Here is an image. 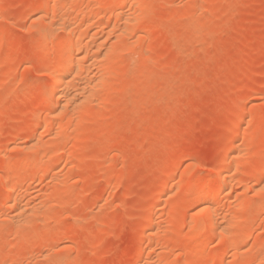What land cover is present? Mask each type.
Instances as JSON below:
<instances>
[{"label": "rangeland", "instance_id": "1", "mask_svg": "<svg viewBox=\"0 0 264 264\" xmlns=\"http://www.w3.org/2000/svg\"><path fill=\"white\" fill-rule=\"evenodd\" d=\"M261 189L264 0H0V264H264Z\"/></svg>", "mask_w": 264, "mask_h": 264}, {"label": "bare ground", "instance_id": "2", "mask_svg": "<svg viewBox=\"0 0 264 264\" xmlns=\"http://www.w3.org/2000/svg\"><path fill=\"white\" fill-rule=\"evenodd\" d=\"M59 2V1H58ZM57 2V3H58ZM132 2V1H131ZM49 3H50V1H49ZM46 6H47V4H46ZM46 6H43V9H47L46 8ZM41 12H43V11H41ZM47 12V11H46ZM44 13V12H43ZM44 16V15H43ZM127 20V19H126ZM89 21V20H88ZM85 23H87V22H85ZM127 24V23H126ZM86 25V24H85ZM82 26V25H81ZM66 29H67V27H65ZM71 29V28H70ZM69 29V30H70ZM65 30V29H64ZM40 31V30H39ZM66 31H68V30H66ZM71 31H73V30H71ZM126 32V31H125ZM70 33V32H69ZM72 33H74V32H72ZM69 35V34H68ZM67 35V37H69ZM52 38H54V37H52ZM82 39V38H81ZM80 39V40H81ZM53 40V39H52ZM77 40H79V39H77ZM86 41V40H85ZM87 42V41H86ZM86 42L85 43H83V44H86ZM72 43V42H71ZM74 43V42H73ZM71 44V46L70 47H67V46H64L65 48L64 49H62V56L60 57V58H58L57 60H54V59H51L50 61V63H49V65H48V67H47V71H48V74L51 76V78H52V84H51V87H50V89H49V91L46 93V96H47V98L48 99H50V101H54V100H56V98H57V94H58V92L60 91V89H61V87L63 86V84H64V82H65V80H67V77H69L68 75H70V73H72V70H73V67H75V66H77L79 63H80V61H81V59H79V58H77L78 56V54L76 55V58L75 57H73V56H70L71 54H72V50H73V48L75 47V48H77V50H79V47H83V45L80 43V42H75L74 44ZM68 45H70V44H68ZM82 45V46H81ZM62 48V47H61ZM81 48H80V50H81ZM59 50V49H58ZM57 50V51H58ZM59 52V51H58ZM60 52H61V49H60ZM54 51L53 52H51V53H48L47 54V56H51L52 54L54 55ZM70 54V55H69ZM74 56H75V54H73ZM57 58V57H56ZM82 59H84V58H82ZM54 60V61H53ZM84 89V88H83ZM82 89V90H83ZM79 91V90H78ZM81 92V91H80ZM89 93H90V91H89ZM84 95H85V93H83ZM83 95V97H82V99H84V98H86L87 99V95L86 96H84ZM90 95V94H89ZM92 95V94H91ZM75 96V95H74ZM79 96V95H78ZM90 98V97H89ZM88 98V99H89ZM86 99H85V101H86ZM91 99V98H90ZM80 100H81V98H80ZM82 101H84V100H82ZM75 102V101H74ZM76 102H78V101H76ZM80 102V101H79ZM85 103V102H84ZM42 104V101H36L34 104H33V106L34 107H37V106H39V105H41ZM78 104V103H77ZM80 104H81V102H80ZM79 104V105H80ZM76 106V105H75ZM241 117L242 116H234L231 120H230V123L234 126V125H237L238 123H239V121L241 120ZM243 118V117H242ZM258 118H259V116H258ZM258 118L256 117L255 119H257L258 120ZM260 119V118H259ZM241 122V121H240ZM255 122H256V120H255ZM251 123H253V122H251ZM256 123H258V122H256ZM256 123H254V124H256ZM251 126H254V125H252V124H250ZM255 127V126H254ZM231 129H233L232 127H231ZM236 129V128H235ZM254 129V128H253ZM234 130V129H233ZM233 130H232V132H233ZM236 131V130H235ZM227 135H229V134H227ZM230 136V135H229ZM234 143V142H233ZM232 144H230V146H231ZM234 146V145H233ZM232 146V147H233ZM233 148H235V147H233ZM231 152V151H230ZM10 166V165H9ZM224 166H222L220 169H224L223 168ZM6 168V167H5ZM7 169V168H6ZM237 171V170H236ZM6 172V171H5ZM9 172V173H8ZM5 175H4V177L5 178H3V181L5 182L4 184H3V186H4V193H8L9 194V192H12L11 191V181H14V180H16V178H18V181H19V177H20V175H17L18 173L17 172H15V171H12V169H11V171H8ZM227 173V172H226ZM225 173V170H221V171H219V172H217V174H218V178L216 179V181H214V180H210V181H207V188L208 189H204L203 191H201V189L198 191V192H196L195 194L193 193V198H191L193 201H195L196 202V207L197 206H199V208H202L201 206H204V204L206 205V204H211V203H214L215 201H217L218 200V196H219V194H217L216 195V193H212L211 191L209 192V189L210 188H213L214 186L216 187V185H220V184H223V183H226V181L225 180H227L226 179V174ZM17 176H19V177H17ZM22 177V176H21ZM5 179V180H4ZM17 181V180H16ZM163 186V185H162ZM214 187V188H215ZM194 188V187H193ZM199 188V187H198ZM193 190V189H192ZM196 190H197V188H196ZM165 191V190H164ZM163 191V192H164ZM216 192V191H215ZM7 194V195H8ZM191 200V201H192ZM14 204V203H13ZM17 202L15 203V205L13 206L14 207V210H15V213L18 211V210H20V206L17 204ZM20 204V203H19ZM203 204V205H202ZM207 206V205H206ZM205 206V207H206ZM22 207V206H21ZM210 207V206H209ZM23 208V207H22ZM198 207H197V209H198V213H199V211H201L200 209H199ZM208 208V207H207ZM206 208V209H207ZM205 209V212L207 213V216H206V218H205V221H203L204 222V228L203 229H205V228H207L208 230H210L211 232H214L215 233V230H216V226H217V215H215V213L213 212V211H211L210 210V208H209V210L207 209L206 210ZM24 212V211H23ZM202 212V211H201ZM205 213V214H206ZM17 214H18V212H17ZM197 214V213H196ZM217 214V213H216ZM220 214V213H219ZM16 215V214H15ZM20 215V214H19ZM23 215V214H22ZM26 215V214H25ZM202 215V214H201ZM221 215V214H220ZM153 216V215H152ZM23 217H24V215H23ZM195 217V216H194ZM203 216H201V218H202ZM205 217V216H204ZM203 217V218H204ZM20 218V217H19ZM149 219L147 220V222L145 223V225H146V227H149V226H151L152 224H153V222H154V217H148ZM16 219V218H15ZM193 219H195V218H193ZM193 219L190 221V222H192L193 221ZM196 219H197V217H196ZM203 220V219H202ZM198 221V220H197ZM20 222V221H19ZM219 222V221H218ZM195 223H197V222H195ZM195 223H194V225H195ZM199 223H197L196 224V231H193V236H191V237H193L194 238V236H196V241L194 242L192 239V243H196V242H200V241H204L205 240V238H206V235L207 234H205V236H204V231H202L203 233V235H201V231H200V226L198 225ZM221 224V223H220ZM197 226H198V228H197ZM193 227V226H192ZM195 228H193V229H190V230H195ZM202 230V229H201ZM222 230V229H221ZM194 232H195V234H194ZM207 233V232H206ZM220 234V233H219ZM190 235H191V232H190ZM190 237V238H191ZM208 237H210V236H208ZM211 238V237H210ZM210 238H208L207 240H210ZM194 239V240H195ZM202 239H204V240H202ZM188 240V239H187ZM222 242H223V240H221ZM188 242H191V241H188ZM187 242V243H188ZM208 242V241H207ZM185 244H186V242H185ZM183 245V244H182ZM190 245V244H189ZM196 245V244H195ZM228 246V244H227V242H225V245H224V247L226 248ZM186 247V246H185ZM231 247V246H230ZM233 247V246H232ZM236 247V246H235ZM221 248V247H220ZM222 248H223V245H222ZM227 249H229V248H227ZM138 253V252H137ZM139 255V254H138ZM229 261V260H228Z\"/></svg>", "mask_w": 264, "mask_h": 264}, {"label": "snow or ice", "instance_id": "3", "mask_svg": "<svg viewBox=\"0 0 264 264\" xmlns=\"http://www.w3.org/2000/svg\"><path fill=\"white\" fill-rule=\"evenodd\" d=\"M195 182V181H194ZM262 192H264V189H261ZM53 264H55V262H53Z\"/></svg>", "mask_w": 264, "mask_h": 264}]
</instances>
